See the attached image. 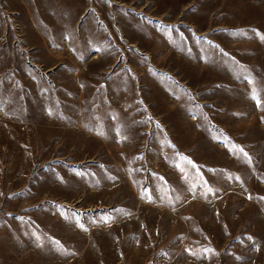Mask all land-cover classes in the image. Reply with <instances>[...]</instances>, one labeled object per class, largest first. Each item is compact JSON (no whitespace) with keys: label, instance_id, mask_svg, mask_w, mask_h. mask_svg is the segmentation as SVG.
I'll return each mask as SVG.
<instances>
[{"label":"rangeland","instance_id":"1","mask_svg":"<svg viewBox=\"0 0 264 264\" xmlns=\"http://www.w3.org/2000/svg\"><path fill=\"white\" fill-rule=\"evenodd\" d=\"M0 264H264V0H0Z\"/></svg>","mask_w":264,"mask_h":264}]
</instances>
